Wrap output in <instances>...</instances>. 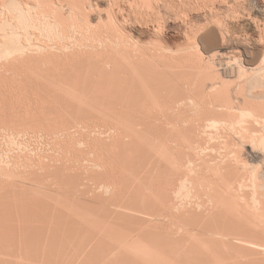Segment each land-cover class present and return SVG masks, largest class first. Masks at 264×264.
Returning a JSON list of instances; mask_svg holds the SVG:
<instances>
[{
	"label": "bare ground",
	"instance_id": "obj_1",
	"mask_svg": "<svg viewBox=\"0 0 264 264\" xmlns=\"http://www.w3.org/2000/svg\"><path fill=\"white\" fill-rule=\"evenodd\" d=\"M85 1L0 0V264H264V0H179L177 48Z\"/></svg>",
	"mask_w": 264,
	"mask_h": 264
},
{
	"label": "rangeland",
	"instance_id": "obj_2",
	"mask_svg": "<svg viewBox=\"0 0 264 264\" xmlns=\"http://www.w3.org/2000/svg\"><path fill=\"white\" fill-rule=\"evenodd\" d=\"M92 1H94V2H92ZM122 1V2H121ZM119 0V2L121 3V5H120V7L122 8V10L123 11H121V10H119L117 7H115L116 8V10H118L119 12H115V8L113 9V11H111L112 9L109 7V5L107 4V1L106 0H89V2H92L93 4L95 3L96 5H97V7L98 8H96V6H94L93 7V9H92V11H91V9L89 10L88 8H87V10L88 11H85L86 12V14H85V16H87V14L90 16V18L88 19L89 21H90V23H92L91 25H92V30H96V28H97V30H99L100 28H102L103 27V25L102 24H104L105 22L106 23H108L109 21H111L110 20V18H109V20H108V18H107V16L110 14V16L109 17H113V19L115 20H117L118 19V21H119V23L122 25L121 26V29L122 30H124V32L125 33H127V35L129 34L130 36L132 35V38L133 39H135V40H137V41H139L140 40V42H141V45L142 44H144L145 46L146 45H149V43L151 42H155V40L157 39V40H159V38L160 37H158L157 35H155V32H154V28H155V25H154V23L152 22V21H155V17L157 18V19H162V21L163 22H166V24L165 25H167V27H166V29H167V31L165 32L166 34L164 35L165 36V38H162V41L163 42H166V44H168V45H170L172 48L174 47V48H177L178 47V45L179 46H183L182 44H184V42H185V37L183 36V33H184V29H185V26H184V23H183V20L181 19L182 17H184L185 15H183L182 17H180V14H185V9L186 8H184V7H186L187 6V8L188 9H186L187 10V13L189 12V17H191L192 19H193V21L196 23V24H199V26H201V24L203 25V23L205 22V16H203L204 15V13H201V12H194L193 10H192V8H190L191 6L189 5V3L185 6L183 3L181 4L180 2H179V0L176 2V3H174L176 6L174 7V5H172L173 4V2H172V0H162V2H161V9H160V12H158L157 13V11L155 12V14L154 15H156V16H152L151 15V17H148L147 15H145V17L147 16L149 19L147 20V17L146 18H143V20L144 19H146V20H142L141 19V21H143V23L144 24H141V23H138L139 22V20L137 19V20H135L136 19V14L135 13H133L134 11L132 10V8L129 6V4L126 2V3H124L126 0ZM164 1V2H163ZM87 2V0L84 2V3H86ZM89 2H87V3H89ZM188 2V1H187ZM165 3H167L168 4V7H165V6H167V4H165ZM94 4V5H95ZM100 4V5H99ZM163 4V5H162ZM181 4V5H180ZM185 4H186V2H185ZM254 5H255V3H253ZM123 5V6H122ZM181 7H180V6ZM180 7V9H179V7ZM188 6H190V7H188ZM129 7V8H128ZM164 7V8H163ZM171 7V8H170ZM174 7V8H173ZM103 8V9H102ZM110 8V9H109ZM175 8H177V9H175ZM182 8V9H181ZM97 9V10H96ZM130 9V10H129ZM169 9V10H168ZM174 9V10H173ZM191 10V13H190V10ZM107 10V11H106ZM110 11V13H109V11ZM158 10V9H157ZM172 10V11H171ZM183 11V12H181V11ZM189 10V11H188ZM94 11V12H93ZM101 11V14L99 13ZM178 13H177V12ZM180 11V12H179ZM90 12H93V15H92V13H90ZM113 12V13H112ZM122 14H121V13ZM170 12L172 13V14H170ZM174 12H176V14H177V16L175 15V13ZM103 13V14H102ZM109 13V14H108ZM120 13V14H119ZM127 13H129V14H127ZM133 13V14H132ZM162 15H161V14ZM193 13V14H192ZM196 13V14H195ZM100 15V17H99V15ZM117 14V15H116ZM157 14H159V15H157ZM166 14V15H165ZM195 14V15H194ZM111 15H113V16H111ZM128 15V16H127ZM129 15H130V17H129ZM150 15V14H149ZM84 16V15H83ZM82 16V17H83ZM103 18H102V17ZM114 16H116V17H114ZM159 16V17H158ZM87 17L85 18V17H83L84 19H87ZM128 17V18H127ZM153 17V18H152ZM176 17L177 18H179L178 20H180V21H178L177 19H176ZM100 18V19H99ZM121 18V19H120ZM130 18V19H129ZM138 18V17H137ZM164 18V19H163ZM166 18V19H165ZM172 18V19H171ZM102 19V20H101ZM124 19V20H123ZM127 19V20H126ZM176 19V20H175ZM106 20V21H105ZM107 20H108V22H107ZM126 20V21H125ZM149 20H152V21H149ZM168 20V21H167ZM182 20V21H181ZM196 20V21H195ZM101 21H103L102 22V24H101ZM117 21V22H118ZM135 21V22H134ZM147 21V22H146ZM199 21V22H198ZM134 22V23H133ZM136 22H137V24H136ZM202 22V23H201ZM118 23V24H119ZM149 23V24H148ZM152 23V24H151ZM242 23V24H241ZM101 24V25H100ZM140 24H141V26H140ZM145 24H146V26H145ZM234 24V25H233ZM102 26V27H99V26ZM235 30H237V32H239V33H241L242 34V32L244 31H246V32H249V34H251V36H252V38L253 37H255L256 35H257V33H256V30H255V28L254 27H252V26H250V25H248L247 23H246V21H240V22H238V23H236V22H233L232 24H230ZM97 26V27H96ZM124 26V27H123ZM145 26V27H144ZM237 26V27H236ZM94 27V28H93ZM126 27V28H125ZM154 27V28H153ZM249 27V28H248ZM211 28V29H210ZM213 28V29H212ZM240 28V29H239ZM248 30H247V29ZM96 30V31H97ZM180 31V32H179ZM177 32V33H176ZM211 32H213L214 34H216L217 36H218V40L214 43L213 41H211V38H209L207 35H210V33ZM243 32V33H244ZM207 36V37H206ZM198 37H199V42H200V44H201V47H203V49H205V50H216V49H218V47H220L221 46V40H220V35H219V32L217 31V29L214 27V26H209V29L207 30V31H205V33L203 32L202 34H200V35H198ZM138 38V39H137ZM151 38V39H150ZM143 42V43H142ZM146 42V43H145ZM168 42V43H167ZM183 42V43H182ZM148 43V44H147ZM239 45V49H240V52L242 53V59L243 60H247L249 63H255V62H257L259 59H260V57H261V55H262V48H263V46H261V45H251V44H246V43H241V44H238ZM225 52L226 53H228L229 52V50L228 51H224V54H225ZM247 53V54H246ZM227 55V54H226ZM225 55V56H226ZM223 57L222 56V63H221V65L222 64H224V65H222V67H221V65L219 66L220 67V70L221 71H223V67H225V69H226V64L224 63L225 61H227L226 59L230 56H227V57ZM253 57V58H252ZM223 60H224V62H223ZM223 68V69H222ZM76 131V130H75ZM79 146V145H78ZM83 147H84V145H82ZM80 147H81V145H80ZM79 147V148H80ZM82 148V147H81ZM246 149H249V147H247ZM58 154H57V153ZM50 151L49 153H55L56 155H58V156H60L61 157V153H62V150H61V153L60 152H58V151ZM246 152H247V157H248V159H250V160H253L255 157V155L253 156V154L251 153V150L249 149V150H246ZM250 152V153H249ZM60 153V154H59ZM70 155H71V153H69ZM69 155V156H70ZM248 155H250V156H248ZM57 157V156H56ZM249 157H252V158H249ZM259 163H262V162H257L256 163V165L254 164V166L256 167L257 166V170L253 173L254 175H256V174H258V175H256L257 177H261V178H263L264 177V164H259ZM88 164H90V163H88ZM263 165V166H262ZM261 166H262V168H261ZM262 169L261 171H259L260 169ZM98 169H100V168H98ZM263 171V172H262ZM259 172V173H258ZM261 173H263V174H261ZM260 178V179H261ZM175 208V207H174ZM181 207L180 206H177V208H175V210L176 211H178V213L180 212V209ZM175 211V213H177Z\"/></svg>",
	"mask_w": 264,
	"mask_h": 264
}]
</instances>
